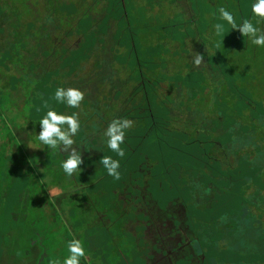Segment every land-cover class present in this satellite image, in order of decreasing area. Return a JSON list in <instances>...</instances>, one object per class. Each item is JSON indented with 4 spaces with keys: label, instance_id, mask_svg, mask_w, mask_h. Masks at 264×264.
<instances>
[{
    "label": "rangeland",
    "instance_id": "1",
    "mask_svg": "<svg viewBox=\"0 0 264 264\" xmlns=\"http://www.w3.org/2000/svg\"><path fill=\"white\" fill-rule=\"evenodd\" d=\"M116 1L0 0V23L3 24H0V75L12 73L18 76L21 69L23 70L22 72H26L25 75L27 76L28 84L25 82L22 83L20 86L21 91L27 87L31 89L32 93L36 85L35 82H32L31 76L34 73L35 75H39V72L42 71L45 73L47 70L56 67L59 63V58L65 53V48L62 47V43L66 47L73 49L77 47L78 42L84 35L86 39L93 40L95 28H90V24H94L93 26L95 27L101 25L100 31L103 33L101 34V38L105 41L103 44L105 46V52L101 53L100 60L105 62V66L110 63L114 66L113 69L118 72L105 69V73L113 74L109 77V80L113 81L112 83L107 80H94L95 74L102 72L95 68V61L98 56L93 55L85 61L82 64V72L88 74L86 75V80L89 81L88 87L92 90V93L93 90H98L99 92L94 96L97 98H93V107L91 104L83 105L81 101L78 111L63 104H57L54 100L53 97L56 88L62 86L59 83L61 81V78L58 76L59 73L56 75L55 69L52 73V76H55L53 78V80H56L55 83L46 77L44 81L40 82L42 86L49 85L46 89L49 90L50 97L47 101L44 97L41 98V101L45 103L41 104L39 109L33 110L35 103L31 100H29L23 109L17 108L19 102L23 101L27 96L30 97V94L27 95V93L17 92L11 98H6V106H9V114H7L9 119L11 120L13 117L16 120L21 119L20 126L24 128L21 134L25 133V136L28 135L29 137H35L37 139L40 131L39 119L46 114L48 108L51 107L64 114L77 112L78 119L81 122V128L72 137V147L77 150L80 148L83 149L84 143L87 148H91L95 153L96 150H104L107 153L105 156H110L112 159L118 160L120 164L118 171L120 172L121 181L127 182L129 191L137 194L131 188V183L129 184L125 180L128 175L127 172L125 174V169L128 165L123 168L125 159L128 160L127 157L130 156L132 159L129 161L133 165H138L142 161L141 154L146 151L145 155L149 166H154V164H157V154L160 152L158 150L159 143L167 148L166 138L171 135L163 133L156 134L153 132L147 139L141 141V137L147 135L141 134L143 130L139 129L136 133L133 131L129 132V130L125 136V140L128 143L125 144L126 142H124L122 144L125 153L123 157L117 156L107 149V138L104 136V132L106 130L105 126H108L109 122L106 117L109 116L111 119H116L113 113L121 107L130 108V104L123 101L125 99L124 96L117 97V102H114V98L108 100L105 99V95L109 89L115 88L114 85L119 84L120 81L123 83L124 93L132 92L136 86L135 83L133 81L125 82L130 78H135V70L133 68L137 59L136 52L138 51L141 66H144L142 70L152 69L153 71L151 73L155 76L153 78L161 82L159 86L162 87V90H165L162 91L160 89L161 91H158L159 100L156 102L153 101L152 105L155 108L167 107L171 103L173 104L172 99L185 103L181 111L184 115L182 117L184 119L183 122L185 121L187 134L182 138L180 137V139L184 145V157L187 160H192L195 155L200 157L201 153H209L211 146V143L206 140L208 138H206V135L208 134H201L199 136L202 145L197 149L195 148L198 150L197 153L194 152V146L188 145L191 136L189 134H193L191 133V125H193L194 120H198L196 118L208 120V123L214 124L213 128L218 127L220 131L228 127L229 122L235 123L234 126L237 128L241 125L243 126L242 132L239 134L237 130L235 132L233 130L229 131L230 133L228 134L225 132L224 134L211 135L213 139H215L214 137L217 138L218 143L223 144V147L219 149L222 151L223 156L226 155L224 162L227 161V155L232 156L238 150V147L240 149L237 156L243 157L244 161L249 160V163L246 162L236 167L238 174L241 176L244 175L247 178L244 181H239L240 183H237L238 185L236 184L237 187H235L232 197L230 195V198L233 200L230 205L232 207L229 208L227 214L229 216H235L244 201L246 204L243 210L260 211V200H264V194L257 196L256 202L259 208L257 205H253L255 199L252 202L248 200L251 201L249 195L254 197L257 186H264V47L253 45L248 36H243L238 28H232L231 25H226L225 30L220 35L217 34L215 27L218 23L226 24L219 17V9L224 7L233 13V18L237 26L245 19H248L259 28L260 33L258 34H264V19L253 17L252 15L251 5L255 1L119 0L120 3H115ZM112 10L115 11L113 12ZM123 11L127 14L128 19H121L117 22L116 18ZM103 14H105V18H112L109 21L108 19L103 22L99 21ZM129 24L131 28L128 27ZM107 25H109V28L106 29ZM117 25H120L118 39L122 36L126 39V43L123 41L122 46L116 45L114 37ZM91 31L93 32L92 36L88 35ZM194 32L197 33L195 37ZM133 41L135 42L137 51L133 48ZM115 48H119L120 54L124 57L123 60L116 62L113 60L112 49ZM149 48L152 52L149 51V53L144 55V58L149 60V64H147L142 57V53H146ZM52 50L56 51V54L51 56L48 51ZM196 56L201 57V63L198 66L193 63ZM40 62L42 66L38 71L31 70L35 63L39 64ZM199 70L203 71L207 76L205 77V84L195 83L194 81H199L202 77L199 75V72H201ZM59 72L61 71L59 70ZM179 72L181 75H186L189 82L183 83L184 85L181 86H176V82L181 77L178 74ZM192 72H198L199 78H197L195 73L190 77L189 74ZM158 81L155 83L157 88ZM109 82L110 85H113L110 86L111 88L108 86ZM2 83L4 86H7L8 79L5 78ZM191 87L200 88L199 94L198 90H191ZM38 88L41 92L42 87L38 86ZM112 91L114 95V90ZM162 92L164 93L162 94ZM140 93H137L133 98L134 101L137 98L138 103L140 102L138 100L141 99ZM196 93L198 95L194 96ZM166 94L171 99H162ZM108 96L106 95V97ZM137 106H140V104H137ZM212 112L224 115L229 122H218L215 117H211ZM23 117L25 118L24 121L22 119ZM243 134L246 136V140L243 139L245 138ZM1 136L0 143L3 142ZM4 136H7V134H4ZM172 136L176 138L177 134H172ZM228 136L232 137L233 142L230 143L229 149L225 150ZM83 139V143L78 145ZM35 142L36 144L30 142L29 146L27 145L24 146V149L22 148L27 153L28 164L31 163V159H33L35 154L47 150V146L42 142L39 140ZM141 145L144 146L142 147L143 150L141 149ZM101 155L97 159L99 161L96 162L98 166L103 159ZM45 159L46 156L42 155V159L38 161L41 172H45L48 169L47 166L49 167L52 162H56L54 160L50 163L49 160L45 164ZM228 159L230 160L231 157H228ZM89 164H91L90 161ZM216 167L218 169V175L233 174L235 170V167L231 165L227 167H224V165L222 167ZM185 168H192V166L188 163L185 165ZM80 169L83 168L78 167L75 170V175H79L82 178L80 182H84L83 185L88 184L91 186L97 183L98 179L99 181L103 179L101 177L102 175L105 177V189H112V186L108 184H112L115 179L107 175L103 166L91 177L89 174L87 176L83 174L86 170L80 172ZM134 176L136 177V175ZM62 179L64 184L69 182L68 185L70 188L74 186V181L70 182L68 178ZM187 182H190L187 178H182L180 181H177L179 190L175 194L170 190L171 198L184 196L188 200L190 192L187 187L181 185ZM218 182V186L223 188L222 180ZM133 183L137 184L138 182L135 180ZM195 183L198 186V190H200L202 185L197 182ZM81 184L78 182L76 185L79 187ZM48 191L50 196L53 197L60 194L61 189L50 186ZM151 192L153 200L163 208L169 200L167 197V186L164 185L163 190L153 186ZM121 196L125 197L124 195ZM74 197L75 219L71 221L69 219L71 213L68 212L61 214V216L57 215L55 221H58L59 224L56 222V226L53 227V232L50 234V243L45 240V235L41 236L42 240L51 247L49 257L53 254L52 259L46 255L43 264H52L55 260L61 261L62 264L63 258L68 255L66 251L67 243L73 238L80 239L86 249L85 257L81 258V264H144L141 244H137L134 238L130 236L131 231L127 232L121 228L125 227L124 225L118 226V224L114 223V210L110 214L111 209L108 205H105L104 201L102 203L101 201L98 203L95 201V204L84 207L85 211H82L77 201L80 198H77L75 195ZM197 198L200 202L205 203L198 192ZM108 199H110V196L107 197ZM111 200L119 203L116 197H112L109 202ZM191 208L194 213L193 218H201L197 214H203L202 211H196L194 207ZM46 213L48 215L52 214L49 206H46ZM208 217H202V219H207ZM255 220L258 221L257 219ZM220 221L222 220L220 219ZM71 222L75 223L72 224ZM158 222L154 223L155 227L152 226L153 229H148V239L155 240L158 233L162 234L160 236L166 239L164 244L175 245L182 241L183 233L185 232L184 228H182V232L174 231L175 228L172 219L166 223V226L159 224L157 227ZM189 223L191 224V222ZM263 224L260 225L263 226ZM231 230L234 233L233 239L225 238L220 240L216 244L218 250H221L223 255H234L241 262L243 260L248 262L250 260L253 261V263L245 264H264V255L261 256L260 253H254L256 252L255 245L251 242L253 234L264 231V227L255 226L253 228L246 227V229L231 228ZM171 231L174 233V236L171 234ZM15 232L16 230L12 232L13 237H16L15 235L17 233ZM256 238L258 239L257 236ZM247 241H250V243H247ZM261 245L263 246L264 242H261ZM38 248L46 249L47 247H42L38 244ZM246 252L251 255L249 256ZM152 253L157 258H161L163 255L162 252H154V250ZM256 254L257 256L260 255L257 257L258 259H256ZM23 255H17V262L14 264H39L42 262L36 256L32 263L28 256L29 262L23 263ZM237 259L234 258L235 262ZM254 261L256 262L254 263ZM193 264H198V261L194 260Z\"/></svg>",
    "mask_w": 264,
    "mask_h": 264
},
{
    "label": "trees",
    "instance_id": "2",
    "mask_svg": "<svg viewBox=\"0 0 264 264\" xmlns=\"http://www.w3.org/2000/svg\"><path fill=\"white\" fill-rule=\"evenodd\" d=\"M120 1L117 0L115 3H120ZM111 18L112 17L105 18V14H103L101 20L99 21L103 22L107 19L109 21ZM121 19H128V16L124 11L120 13L119 17L116 18V21L119 22ZM0 24L3 25L2 23ZM93 25L90 24L89 27L95 28L94 35L92 31L88 34L91 36L93 35V40L90 41L86 39V36L84 35L78 42L77 47L73 49L66 47L65 44L62 43V47L65 48V53L59 58V63L56 67L47 70L45 73L42 71L39 72V75H35L34 73V75L31 76L32 82H35L36 85L34 88L35 90L32 92L34 94H32L31 89L27 87L22 91L20 89L22 83L25 82L28 84V79H26L27 76L25 75L26 72H22V69L19 71L20 74L18 76L12 73L0 75V136L3 135L1 136L3 142L0 143V257L4 253V255L6 254L9 258H13V255H21L28 250L29 258L31 260L38 256V259L42 260L39 264H43V260L46 258V255L49 257V254H51V247L42 240L41 236L45 235V240L50 243V234L53 232V227L56 226V222L58 223V221H55L57 219V215L61 216V214L68 212L71 213L69 219L71 221L75 219V195L77 198H80V200H76L78 201L82 211H85L84 207H89L95 204V201L97 203L100 201L102 203L104 201L105 205H108L111 209L110 214H112L114 210V223L118 224V226L124 225L125 227L121 228L127 232L131 231L132 233L130 236L134 238V241L137 244H141L144 264L157 263L154 260V254L152 253L153 250L164 253V250H161L163 248L162 245H164V241L159 240L158 242V233L155 240L148 239V229H153V227H155L154 223L157 221H159L157 227L159 224L166 226V223L170 219L173 221L175 228L174 231L182 232V228L185 229L182 241L174 245L172 248L176 257H173L170 264H193L194 260L198 261V264L253 263L252 260H250V262L245 260L241 262L234 255H223L222 251L218 250L216 246V244L222 239H233L234 233L231 228L246 229V227H264L263 199L260 200V211L243 210L244 205L246 204L244 201L240 205L235 216H229L227 214L229 208L232 207L230 205L233 201L232 198H230V195L232 197L235 187H237L240 183L239 181H244L247 178L244 175H239L236 167L246 162L249 163V160L244 161L243 157L237 156L240 149L238 147V150L235 151L232 156L227 155V161L224 162V157H226V155L223 156L222 151L219 149L220 147H223V144L218 143L216 137L213 139L211 134H224L225 132L228 134L230 133L229 131L233 130V132L237 130L239 134L242 132L243 126L241 125L237 128L234 126L235 123L227 121V118L224 115H219L214 112L211 113V117H215L218 122H229L228 127L224 130L220 131L218 127L213 128L214 124L210 122L208 123V120L206 119L202 120L196 118L198 120H194L193 125H191V133L193 134H189L191 136L189 138L190 141L188 142V145L194 146V152L197 153L198 150L196 149L202 145L199 136L201 134H208L206 135V138L208 137L206 140L211 143V146L209 153H201L200 157L195 155L192 160H187L186 157H184V145L180 139V137L182 138L185 134H187L185 121L183 122L184 119L182 117L184 115L181 111L185 103L182 101L177 102V100L172 99L173 104L178 107L174 106L172 103L170 106H162V108H155L152 105L153 101L156 102L159 100L158 91L162 88L159 86L161 82L153 78L155 76L151 73L153 71L152 69H147L146 71L142 70L144 66H141L140 55L137 51V47H135L134 41L133 48L137 51V59L133 68V70H135V78H130L125 83L133 81L136 86L133 88L131 93L129 92L126 94L124 93L125 89L122 87L123 83L120 81L119 84L114 85L115 88L112 89L110 87L112 85H110V82L112 83L113 81L109 80V77L113 74L105 73V69L114 70V66L110 63L105 66V62L100 60L101 53L105 52V46L103 45L105 41L101 38V34H103L100 31L101 25H97L96 27ZM119 27L120 25L116 26L114 37L116 45L122 46L123 41L126 43V39L124 36L118 39L120 33ZM128 27L131 28V25L129 24ZM107 28H109V25L106 26V29ZM196 34L197 33L194 32V37ZM112 51L113 60L115 62L124 59L119 52V48L112 49ZM149 51L152 52L149 48L146 53H142V57L147 64H149V60L144 58V55L149 53ZM48 52L51 56L56 54V51L53 50ZM93 55L98 56V58L96 57L95 68L102 71L100 74H95V79H93L110 81L108 86L111 89L107 91L106 95L109 96L106 97L105 95V99L109 100L110 98H114L113 101L117 102V97L124 96L125 99L123 101L130 104V108L121 107L120 109H117L113 113L115 118H125L130 120L131 127L129 129L130 131L128 130L129 132L133 131L136 133L139 129L143 130L141 134L147 135L145 137H141V141L147 139L153 132L156 134H171L168 138H166L167 148H165L163 144L159 143L158 150L160 152L157 154V164H154V166H149L145 155L146 151L141 154L142 161L138 165H133V163L129 161L132 159L130 156L127 157L128 160L125 159L123 168L128 165L125 169V174L126 172L128 174L125 180H127L129 184L131 183V188L137 194L130 192L127 182L121 181L120 178L115 179L112 184H108L109 186H112V189L106 190L104 183L105 177L102 175L101 177L103 179L100 181L98 179L97 183L91 186L88 184L83 185L84 182H80L82 178L79 175L76 176V172H74L72 176L66 175L60 167V162L70 153L62 151L59 148L49 150L48 147H46V151L35 154L33 159H31V163L28 164L27 153L23 150L25 148L24 146H29L30 142H34L36 144L35 141L38 140L35 137H29L28 135L25 136L24 132V134H21L24 130V128L20 126L21 119L16 120V118L13 117V119L11 118L10 120L7 116V114H9V106H6V98H11L13 94L17 92L27 93V95L30 94V97L27 96L23 101L19 102L17 105L18 109H23L29 100L35 103L33 105V110L39 109L41 104L45 103L44 101H41V98L44 97L47 101L50 97L49 90L46 89L49 85L42 86L40 82L44 81L45 77L49 78V80H53L55 76H52V73L55 69V74L57 75L59 73L58 76L61 78L59 83L64 87H76L82 90L85 93L84 99L82 100L83 105L91 104L93 107V98H95L94 96H96L99 91L93 90L92 93V90L88 87L89 81L86 80V75L88 74L82 72V64ZM41 66V62L39 64L35 63L31 70L34 69L35 71H38ZM59 70L61 72H59ZM114 72L117 71L114 70ZM43 73L44 75H42ZM193 73L196 74L197 78H199V75L202 76L199 81L194 80L195 83L199 82V84H205V77L207 76L203 71L199 72V75L198 72H192L189 76H193ZM178 74L181 77L176 82V86H181L184 85L183 83L189 82L186 75H181L180 72ZM5 78L8 79L7 86H4L2 83ZM53 81L54 83L56 82V80ZM156 81L159 82L157 84L158 88L155 86ZM38 86L42 87L41 92L39 91ZM112 90H114V95ZM191 90H198L199 94L200 88L191 87ZM137 93L141 94V99L138 100L140 101L139 103L137 102V98L135 101L133 99ZM163 93L164 92H162V94ZM198 94L196 93L194 96H197ZM167 98L171 99L168 94H166V96L162 99ZM137 104H140V106H137ZM106 118L109 123L114 120V118L111 119L109 116ZM22 119L23 121L25 120L24 117ZM106 128L107 126H105V129ZM4 134H7V136H4ZM172 134H177L176 138H174ZM170 139L171 141H169ZM243 139L246 140V136ZM83 141L84 139L78 145L82 144ZM125 142V144L128 143L126 140ZM232 142V137L228 136V141L225 144V150L229 149L228 147ZM83 145V149L80 148L77 150L79 155L83 154L81 156L82 164L79 166L83 169H80L79 171L81 172L82 170H86V172L82 173L86 174V176L89 174L91 177L94 176L95 173L102 167V164L98 166L96 163L99 161L97 160L98 157L102 154L101 157L103 158L107 153H105L104 150H96L95 153L91 148H87L84 143ZM121 146L123 148V145ZM142 147L144 146L141 145V149L143 150ZM102 149L104 148L102 147ZM42 155L46 156V159L44 160L45 164L49 160L50 163L56 160L55 163L52 162L49 167L47 166L48 169H46L45 172H41L40 166L38 165V161L42 159ZM228 157H231V159L229 160ZM89 161L91 164H89ZM186 161L191 164L192 168H185V165L188 164ZM27 165H29V168ZM223 165L224 167L229 165L234 166L235 170L233 171V174L218 175V169L216 166L222 167ZM88 170H90V172H88ZM50 173H52V175H50ZM134 175H136V177ZM62 178H68L70 182L74 181V186L70 188L68 185L69 182L64 184ZM182 178L190 180L189 183L187 182L181 184L182 186L187 187L190 192L188 200L181 195L180 198H171V194L169 193L170 190L175 194L179 190L177 181H180ZM135 180L138 182L137 184L133 183ZM219 180H222L223 188L218 186ZM78 182L82 183L79 187L76 185ZM195 182L202 185L200 190H198V186ZM164 185L167 186V197L169 200L162 208L161 205H158L157 202L153 200L151 188L156 186L158 189L163 190ZM50 186L59 187L61 189L60 194L51 197L48 191ZM197 192L200 194V197L205 201V203L199 201L197 198ZM261 194H264V186H257L254 197L249 195L251 197V201H248L252 202V200L255 199V201H253V205L258 206V203L256 202L257 196H260ZM121 195H124L125 197H122ZM108 196H110V199L112 197H116V199L119 200V203H115L114 200L109 202L110 199L107 200ZM46 206L50 207L52 214L48 215L46 213ZM191 207H194L196 211H202L203 214H197L198 216H201V218H193L194 213ZM202 217L208 218L202 219ZM220 219L222 221H220ZM189 222H191V224ZM71 223L74 224L75 222ZM260 224H263V226ZM14 230H16L15 233H17L15 235L16 237H13L12 235ZM171 234L174 236L172 231ZM263 238L264 231L253 234V238L251 239V242L255 245L254 247L256 252L254 253H260L261 256L264 255V245H261V242H264ZM247 243H250V241H247ZM38 244L47 248L39 249ZM3 245L5 246L3 247ZM246 253L249 254L248 252ZM250 255L251 254H249V256ZM260 255L257 256L256 254V259H258L257 257ZM52 257L53 254L49 258L52 259ZM234 258L237 259L236 262ZM255 262L256 261H254V263Z\"/></svg>",
    "mask_w": 264,
    "mask_h": 264
},
{
    "label": "clouds",
    "instance_id": "3",
    "mask_svg": "<svg viewBox=\"0 0 264 264\" xmlns=\"http://www.w3.org/2000/svg\"><path fill=\"white\" fill-rule=\"evenodd\" d=\"M253 17L264 19V0H255L251 5ZM220 20L225 23H218L216 27L217 34L220 35L226 28L231 25L232 28H238L243 36H248L251 43L258 47H264V34L250 20L245 19L239 26L236 25L233 13L221 7L219 9ZM195 65L201 63V57L196 56L193 60ZM85 93L76 87L59 86L54 92V100L57 104H63L72 109H78ZM40 131L37 139L48 147L49 150L60 149L70 154L60 162V167L68 176H72L75 170L82 164V157L73 148V136L80 130L81 122L78 119V113L64 114L53 108H48L46 114L39 119ZM131 127V121L125 118L112 120L105 132L107 138V149L117 156L125 155L122 144L125 142L126 132ZM70 149V151H69ZM101 164L108 176L114 179L120 178L118 171L120 164L118 160L110 156H104ZM68 255L63 258L62 264H81V258L86 255V249L80 239L73 238L67 243ZM52 264H61V261L55 260Z\"/></svg>",
    "mask_w": 264,
    "mask_h": 264
},
{
    "label": "flooded vegetation",
    "instance_id": "4",
    "mask_svg": "<svg viewBox=\"0 0 264 264\" xmlns=\"http://www.w3.org/2000/svg\"><path fill=\"white\" fill-rule=\"evenodd\" d=\"M160 235H162V234H158V242H159V240L165 242L166 239L163 238V237H161ZM4 246L5 245H3V247ZM162 246H163V248L161 250H164V253H162L163 254L162 257L161 258H157V257H155V254L153 253L154 254V260L157 263L170 264L172 262V260H173V257H176L174 251L172 250V248L174 247V244L173 245H170V244L167 243V244H164ZM154 252H156V251H154ZM177 253H179V252H177ZM17 255L18 254L13 255V258H9L6 254L4 255V253H3L1 255V257H0V264H14L15 262H17V257H16ZM21 255H23L22 256L23 257L22 258L23 263H26L27 261L29 262V259H28V256H29L28 250L25 251L24 253H22ZM18 261H20V260H18ZM30 262L33 263V260H31Z\"/></svg>",
    "mask_w": 264,
    "mask_h": 264
}]
</instances>
